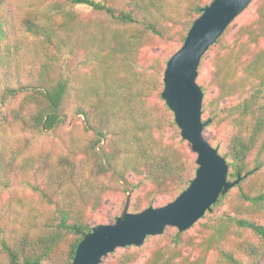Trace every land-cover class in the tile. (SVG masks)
Listing matches in <instances>:
<instances>
[{
    "label": "trees",
    "instance_id": "obj_1",
    "mask_svg": "<svg viewBox=\"0 0 264 264\" xmlns=\"http://www.w3.org/2000/svg\"><path fill=\"white\" fill-rule=\"evenodd\" d=\"M15 1L0 0V129L19 128L25 137L8 143L0 135V193L14 183L21 189L0 201V261L72 264L106 196L117 186L128 193L100 152L135 189L132 213L161 197L167 205L195 178L197 155L162 98L164 74L214 0H36L22 14ZM254 4L255 18L227 28L197 79L204 121L226 130L212 146L228 162V180H242L191 229L167 228L144 264L264 258V0ZM81 5L94 16L85 19ZM164 44L179 45L166 58L147 55ZM142 247L124 248L115 264H135Z\"/></svg>",
    "mask_w": 264,
    "mask_h": 264
},
{
    "label": "water",
    "instance_id": "obj_2",
    "mask_svg": "<svg viewBox=\"0 0 264 264\" xmlns=\"http://www.w3.org/2000/svg\"><path fill=\"white\" fill-rule=\"evenodd\" d=\"M253 1L214 0L194 22L183 46L167 63L162 98L174 113L182 138L197 155L198 170L189 187L165 206L132 213L133 187L111 170L100 152L106 169L128 190V198L121 216L113 223L95 225L85 236L72 264H101L116 250L141 247L148 237L161 236L169 227L185 232L211 210L221 195L241 182L242 177L236 181L228 180L230 167L227 160L205 138L212 120L203 119L204 93L197 79L205 54Z\"/></svg>",
    "mask_w": 264,
    "mask_h": 264
},
{
    "label": "rangeland",
    "instance_id": "obj_3",
    "mask_svg": "<svg viewBox=\"0 0 264 264\" xmlns=\"http://www.w3.org/2000/svg\"><path fill=\"white\" fill-rule=\"evenodd\" d=\"M35 1L36 0H16L15 1L16 11L18 12V14H22L24 11L30 9L35 4ZM46 3L48 4L50 2L46 1ZM256 8L257 7L253 1V3L236 19V22L234 23L233 29H237L241 24L253 20L255 18ZM78 10L83 13L85 19H90L95 14V12L93 11L92 8L85 6V5L78 6ZM178 45L179 44H176V45L175 44H171V45L164 44V45H161L157 48L148 50L147 55L148 56L156 55V56H162L163 58H166V57L170 56L171 52L175 48H177ZM211 57L212 56L209 55L205 59V66H204V69H203L202 75H201L202 79H204L208 76L209 69H210L209 62H210ZM237 102H238L237 99H231L230 101H227V103L230 105L236 104ZM204 119H205V117H204ZM73 121H76L75 118L71 119L69 121L68 127L72 124ZM225 132H226L225 126H222L221 129H217L214 126H209V127H207V129L205 131V138L211 144L216 145L217 142H214V141L216 140V141L222 142L224 140ZM0 135H5L4 137H6L8 143H10L11 141H14V139L17 137L18 138L25 137L24 133L22 131H20L19 128L7 129L6 132H3L0 129ZM128 179L132 183H140L141 182V178L136 177L134 175H129ZM149 188H150L149 185L142 186L138 189L136 194L143 196L144 193ZM19 191H21L20 187L18 186L17 183H14L10 187L9 190H7L3 193H0V201L6 202L7 200L10 199V197L12 195L19 193ZM127 195H128V193L125 194L122 191V189L119 186H117V189L115 190V192L113 194L106 196L105 207H104V209H102L101 211H99L98 213H96L94 215L93 224L94 225H101V224L113 223L115 221V217L120 213L123 201ZM168 200L169 199L167 197L159 198L157 203H155V207L162 206ZM220 212H222V210ZM174 229H176V228L169 227L170 232L174 231ZM190 234L194 235V236H199V231L191 230ZM162 243H163V240H162L161 236H156V237L152 238L151 240H149L147 243H145V245H143V247L141 246L142 247V251L140 253L141 257L135 264H144L145 260L150 256L151 252ZM122 250L123 249H118L117 253H113V254L107 256L106 258H104L103 264H115L116 260L118 259L119 255L121 254ZM0 264H2L1 261H0ZM260 264H264V258Z\"/></svg>",
    "mask_w": 264,
    "mask_h": 264
}]
</instances>
